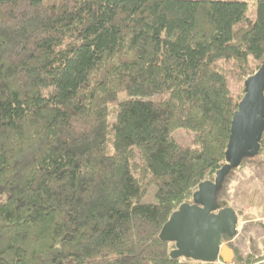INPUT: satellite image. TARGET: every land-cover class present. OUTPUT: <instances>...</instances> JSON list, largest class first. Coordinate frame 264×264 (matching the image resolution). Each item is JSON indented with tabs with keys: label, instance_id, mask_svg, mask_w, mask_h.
I'll return each instance as SVG.
<instances>
[{
	"label": "trees",
	"instance_id": "obj_1",
	"mask_svg": "<svg viewBox=\"0 0 264 264\" xmlns=\"http://www.w3.org/2000/svg\"><path fill=\"white\" fill-rule=\"evenodd\" d=\"M250 58L264 0H0V264H262L174 259L159 238L226 161L227 75ZM260 146L235 170L264 167Z\"/></svg>",
	"mask_w": 264,
	"mask_h": 264
},
{
	"label": "water",
	"instance_id": "obj_2",
	"mask_svg": "<svg viewBox=\"0 0 264 264\" xmlns=\"http://www.w3.org/2000/svg\"><path fill=\"white\" fill-rule=\"evenodd\" d=\"M243 95L230 120L226 161L216 170L213 180L199 183L192 201L182 203L162 226L159 238L174 244L170 256L213 263L221 259L233 263L234 250L227 239L237 234L238 215L230 206L220 207L217 196L224 179L244 158H253L260 151L264 136V61L246 77Z\"/></svg>",
	"mask_w": 264,
	"mask_h": 264
},
{
	"label": "rangeland",
	"instance_id": "obj_3",
	"mask_svg": "<svg viewBox=\"0 0 264 264\" xmlns=\"http://www.w3.org/2000/svg\"><path fill=\"white\" fill-rule=\"evenodd\" d=\"M249 16L253 17L254 4H249ZM248 65L252 70H255L252 58L249 59ZM225 69L233 70V63L231 61L223 63ZM228 88L231 90L233 97H240L243 94L242 75L240 77L233 74L227 75ZM118 100L124 99V93L118 94ZM117 100V101H118ZM112 119L116 102L109 104ZM172 137L176 138L183 146H192L191 133L184 129L174 130ZM260 160V159H259ZM138 165H144L141 156L137 153L134 160ZM135 176H139L137 172H133ZM225 196L223 199L227 202L228 206L235 209L238 214V231L235 237L230 241L231 248L238 251L243 258L248 256L252 259L264 257V167L254 163L245 164L240 169H234L230 175L225 186ZM155 186L148 188L143 196V201L152 202L154 196ZM263 254V255H262ZM235 256V253H234ZM234 259V258H233ZM264 264V261L262 262Z\"/></svg>",
	"mask_w": 264,
	"mask_h": 264
},
{
	"label": "crops",
	"instance_id": "obj_4",
	"mask_svg": "<svg viewBox=\"0 0 264 264\" xmlns=\"http://www.w3.org/2000/svg\"><path fill=\"white\" fill-rule=\"evenodd\" d=\"M263 255V254H262ZM262 261H264V257L262 258Z\"/></svg>",
	"mask_w": 264,
	"mask_h": 264
}]
</instances>
